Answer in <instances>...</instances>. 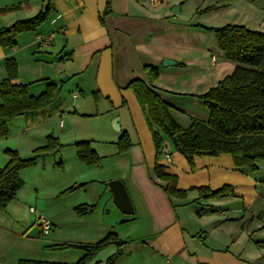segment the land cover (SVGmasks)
<instances>
[{
    "label": "crops",
    "instance_id": "obj_1",
    "mask_svg": "<svg viewBox=\"0 0 264 264\" xmlns=\"http://www.w3.org/2000/svg\"><path fill=\"white\" fill-rule=\"evenodd\" d=\"M188 1L0 0V30L35 17L50 2L54 7L37 33L18 37L17 48L0 45V85L7 77L6 61L14 59L19 67L14 83L29 85L31 96H41L50 85L61 91L50 106L10 122L8 136L0 138V167L10 161L5 151L15 150L29 159L54 136L65 145L61 152L69 151L60 161L64 170L70 169L66 185L94 178L89 199L81 203L98 205L95 215L72 216V222L58 219L77 203H69L71 197L58 198L66 188L60 184L62 170L55 167L61 152L43 155L37 167L21 173L23 189L6 212L0 211V264H18L23 259L75 263L84 255L80 251L48 252L40 242L33 243L39 257L32 255L34 234L25 230L32 225L26 219L29 186L35 189L36 198L42 188L43 194L49 192L56 199L44 207L46 219L55 229L59 224L66 226L80 244H98L117 230V224L125 225L118 230L125 246L116 264H264V211L252 212L259 200L264 201V162H258V172L251 173L238 169L232 157L224 154L196 157L191 169L168 139L158 158L144 111L134 91L128 89L135 80L147 81L146 64L157 67L161 77L153 86L171 106L174 120L183 128L191 127L193 119L209 121V111L195 96L216 87L235 65L219 49L223 62L217 65L216 56L212 57L210 79L209 46L193 42L195 36L199 40L207 36L201 29L194 34L191 28L176 26L172 17L177 15L176 8L182 14ZM109 2L111 13L106 15ZM202 2L200 10L210 9L203 15L207 27L236 25L264 33V0ZM186 31L191 33L188 38ZM51 35V45H42L41 39ZM166 59L175 62L176 68L164 67ZM123 133L130 136L133 147L119 154L117 142ZM78 142H91L98 154L111 160L108 174L79 161L74 146ZM157 161L165 166L166 174L178 178V189L189 191L186 199L165 194L167 182L155 176ZM113 180L126 185L134 215H124L111 203L113 196L106 184ZM225 186H232L234 194L209 200L197 191ZM212 201L224 208L219 215ZM18 237L20 242L30 241L26 245L29 255L17 252Z\"/></svg>",
    "mask_w": 264,
    "mask_h": 264
},
{
    "label": "trees",
    "instance_id": "obj_2",
    "mask_svg": "<svg viewBox=\"0 0 264 264\" xmlns=\"http://www.w3.org/2000/svg\"><path fill=\"white\" fill-rule=\"evenodd\" d=\"M206 9L203 12H208ZM54 7L50 2L46 9L33 18L16 22L8 28L0 30V45L4 49L18 47V37L24 33H37L50 19ZM111 13V3L105 12ZM202 30L215 34L220 51L227 61L235 65L231 75L207 93L195 96L210 113L207 123L192 120L189 128H183L172 117L171 106L166 103L154 88L160 72L157 67H144L147 81L135 80L128 89L134 94L142 107L152 133L154 146L159 158L165 147V139H169L174 150L183 155L191 169L196 157H219L230 155L238 169H247L251 173L258 172V162H264V33L248 30L245 27L227 25L224 27H201ZM6 79L0 85V138L8 136L9 124L16 118L30 112L39 111L53 104L60 96V89L50 85L39 97L29 93V85H18L14 82L19 77L18 62L9 59L5 63ZM97 94L96 100H99ZM77 157L87 167H101V157L92 148L91 142H78L75 145ZM119 154L128 153L133 143L127 133H123L117 143ZM65 148L60 141L50 136L47 145L37 149L34 157L23 159L15 150H7L10 157L8 165L0 167V211H7L10 204L17 199L25 183L21 173L38 165L40 156ZM63 167L62 162L55 164ZM158 180L167 182L163 187L169 198L186 199L189 191L178 189V178L165 172V166L159 161L155 166ZM86 184L74 185L59 196L68 197L82 190ZM202 199H216L234 194L232 186L220 190L199 188ZM98 206L82 204L75 207V212L82 218L97 214ZM115 245L118 254L106 264H116L123 255L125 243L118 234H108L98 244H63L45 248L49 252L80 251L84 255L75 263L44 262L23 259L18 264H88L102 250Z\"/></svg>",
    "mask_w": 264,
    "mask_h": 264
},
{
    "label": "rangeland",
    "instance_id": "obj_3",
    "mask_svg": "<svg viewBox=\"0 0 264 264\" xmlns=\"http://www.w3.org/2000/svg\"><path fill=\"white\" fill-rule=\"evenodd\" d=\"M201 5H203L202 0H189L188 3L186 4L185 9L182 12V14H180V13L179 14L177 13V15L176 14H172V17L176 21V26H178V27L183 26V27L191 28V32H193L194 34H197L195 32H199V30L201 29V27H207V25H208L207 23L208 22H206L204 20V18H203V15L206 12H203L204 10H200L201 9L200 8ZM192 30H194V31H192ZM195 30H198V31H195ZM203 32L205 33V36H207L206 40H199L200 38L199 37H196V36L195 37L192 36V37H193V42L200 43V45L203 43V46H205V45L209 46L208 54H206V59L208 61L207 64L209 65L208 66V68H209L208 71L209 72H207V74H208V76L210 75V79H211V75H213V73H211L212 72L211 70H212V68H214V67H211V65H210V62H211L212 57L214 55L216 56L215 58H216V60L218 62L217 65L222 64L223 61H222L221 55L219 53V47H217L218 46V42H217V39H216L215 34L210 33V32H207V31H204V30H203ZM188 34H191V33H189V31H186L187 38H188ZM192 55H194V54H191L190 56L184 55V57L185 58H188V57H192ZM163 66H164V63H163ZM175 68L176 67H172V69H175ZM216 69L217 68L215 67V70ZM168 141L171 143V141L169 139H168ZM64 149L65 148H63L61 150H64ZM61 150H58V151L61 152ZM65 151H63V152H61V154H59L60 156L57 157V162L56 163L62 161L61 159L64 160L65 155L69 152L68 150L66 152ZM74 152H75V150H74ZM52 153H54V152H52ZM75 154H76V152H75ZM98 155L102 159V161H101V167L98 168V171L103 172V173L104 172H107V174H108L109 169H110L111 164H112L111 163V160L109 162V161H107V159H105L104 157H102L100 154H98ZM41 158H42V156H40L39 161H40ZM39 161H38V164H39ZM56 168L60 169V171L62 170L61 174H64V175H61L62 177H59V178H61V183H60V184H62L61 186H65L66 187L64 189V191H66L67 189L71 188L72 186H74L76 184H78V185L86 184V187H84L82 190H80L82 192L78 191V192L72 194L71 196H68V197H71V199H69V200H72L69 203H71V204L77 203L76 205L79 206V205H82L81 201L83 199H89V196L91 195L89 193L90 192L89 190H92L90 188H92L91 185L94 182L91 179H94V178H91L88 181L85 180V182L83 181V182H78V183H75V184H72V185H70V184L69 185H66V183H67V180L66 179H69L70 178L69 177L70 175H68L69 172H70V169L69 170L68 169L64 170V168H65L64 165H63V167H56ZM63 172H66V173H63ZM42 190H43L42 188H39L40 195H39V192H38V194H37L38 196L36 198V196L33 195V194H36L35 189H33L32 186H29L27 188V193L29 195V192H30L31 198L29 197V204L26 205V208H27L26 211H27V216H28V218L26 217V219L29 220L30 222L32 221V225H30V227H27V228L25 227V230L28 229L27 232L28 231H31V233L29 232V234H34V236H33L34 239H32V244L35 243V242H40L39 244L42 245V247H43L44 250H46L45 248H47V247L55 246V245L80 244V242L78 241L79 238L73 237L71 235V232H69L66 229V226L61 225V224H59L61 226L58 225L56 227V229H55V227L52 226V229H51L50 232L43 233V229L41 227V222H40V219L39 218L41 217V215H44L45 218H47L46 212L44 211V207H47L46 206L47 204H55L54 201L56 199L54 200V197L50 196L49 192H45L43 194V192H41ZM83 190H86V191H83ZM33 197H34L35 200L32 203H30V200H32ZM58 198L59 199H62V198H67V197H62L61 198L60 196H58ZM209 200H212V199H209ZM210 203H211V206H213L215 208V210H217L219 212V213H216L215 215H219L221 213L220 211H223L224 210V208H222L221 206H218V204H217L216 201H212ZM96 204H88V205H96ZM66 205H68L67 202L65 203V206ZM30 207H33V209H35V211H37V213L36 214H32L31 213L30 214V212H31ZM67 210H68L67 211L68 214L66 212L65 215H63L61 218H58V219H60V220H68V221L71 220L70 222H72V216H76V218L81 217V216H79V215L76 214L75 208L73 210H69L67 208ZM259 211H264V201H262V200H259L257 202L256 206H254V208L252 209V212L255 213V214H257ZM113 225L115 226V223H113ZM123 226H125V225L117 224V227H116L117 230L114 231V232L118 234V230H120ZM38 237H40V238H38ZM19 240L20 239L18 237L17 247H16L17 248V252L19 253L21 251V254L20 255H29L28 254V248L29 247H27L26 245L28 243L30 244V241L29 242L26 241L27 242L26 243L25 241L20 242ZM30 246H31V251H32L31 253H32V255L33 256H36V257H39V256H37V254L35 253V250H34L35 244H33V245L30 244ZM70 251H73V250L70 249ZM64 252H66V251H64ZM53 253H55V252H53ZM43 261H50V260H43Z\"/></svg>",
    "mask_w": 264,
    "mask_h": 264
},
{
    "label": "water",
    "instance_id": "obj_4",
    "mask_svg": "<svg viewBox=\"0 0 264 264\" xmlns=\"http://www.w3.org/2000/svg\"><path fill=\"white\" fill-rule=\"evenodd\" d=\"M174 13H180V8H176ZM177 64L171 60L166 59L164 61L165 67H173ZM108 191L113 196L114 205L121 213L124 215H134L135 208L130 198L129 192L127 190L126 185L121 180H113L108 182L107 184ZM118 254V248L115 245H111L106 249L102 250L97 256L88 264H105L110 259L115 257Z\"/></svg>",
    "mask_w": 264,
    "mask_h": 264
},
{
    "label": "built area",
    "instance_id": "obj_5",
    "mask_svg": "<svg viewBox=\"0 0 264 264\" xmlns=\"http://www.w3.org/2000/svg\"><path fill=\"white\" fill-rule=\"evenodd\" d=\"M154 3H160V0H153ZM54 36H48L46 38H42L41 39V43L42 45H51V42L53 40ZM213 62L215 63V59H213ZM169 157V156H168ZM31 212L35 213V209L31 208ZM40 222H41V227L43 229V233H48L51 231L52 229V223L45 218L44 215H41V217L39 218Z\"/></svg>",
    "mask_w": 264,
    "mask_h": 264
}]
</instances>
